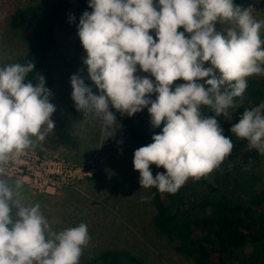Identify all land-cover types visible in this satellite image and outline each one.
Instances as JSON below:
<instances>
[{
  "label": "clouds",
  "instance_id": "9594fccd",
  "mask_svg": "<svg viewBox=\"0 0 264 264\" xmlns=\"http://www.w3.org/2000/svg\"><path fill=\"white\" fill-rule=\"evenodd\" d=\"M88 7L92 11L82 14L77 34L88 77L101 94L94 95L79 73L72 75L77 111L101 118L105 140L121 127L110 106L128 117L147 108L153 128L164 122L153 142L134 152L141 188L175 194L190 178L219 168L234 144L216 117L236 108L249 77L264 75V20L233 0H89ZM217 23L231 26L217 31ZM137 66L155 82L136 75ZM34 70L33 62L0 66V176L26 151L43 150L55 129L46 78L36 74L35 86L26 82ZM177 80L185 83L173 90ZM202 108L215 116L204 117ZM230 131L264 155V103L245 109ZM151 165L166 171L153 177ZM22 189V179L10 184L0 178V264H80L91 240L88 226L53 230L39 203H21Z\"/></svg>",
  "mask_w": 264,
  "mask_h": 264
},
{
  "label": "trees",
  "instance_id": "16d2710c",
  "mask_svg": "<svg viewBox=\"0 0 264 264\" xmlns=\"http://www.w3.org/2000/svg\"><path fill=\"white\" fill-rule=\"evenodd\" d=\"M247 1L233 0V3L242 7ZM88 4L89 0H56L46 8L28 5L10 15L11 31L27 45L25 55L17 62L35 64V70L26 82L31 81L35 86L34 77L40 74L46 78L45 86L52 90L56 83L54 58L57 57L70 77L79 73L86 86L91 88L80 71L83 64L80 56L85 50L77 34L82 14L92 11ZM156 4L158 0H154ZM71 16H75L74 22H70ZM230 26L219 23L215 28L224 31ZM150 35L155 38V31H150ZM64 37L73 38L74 56L69 60L61 50ZM247 84L245 93L235 98L236 108L228 110L232 121L223 115L216 117L223 134L232 139L234 148L213 171L212 181L208 174L200 180L190 178L175 194L160 193L156 188L150 192V196L154 194L150 200L155 209L152 222L157 234L175 242V252L193 264H264V193L254 190L257 180L254 168L264 155L250 150L247 141L238 139L230 131L245 109L264 103V78L247 80ZM157 95L154 92L150 98L155 100ZM66 112L72 117L84 116L83 112L77 111L74 101ZM211 116L215 113L210 109L207 117ZM119 118L123 131L138 148L152 143V136L161 133L164 126L162 122L159 128L152 127L147 108L132 117L119 113ZM238 158L245 166L232 176L229 162ZM151 166L153 177L157 172L166 171L162 167ZM235 185L247 193L246 201L235 190ZM81 264H142V261L127 250L109 249Z\"/></svg>",
  "mask_w": 264,
  "mask_h": 264
},
{
  "label": "rangeland",
  "instance_id": "374dc122",
  "mask_svg": "<svg viewBox=\"0 0 264 264\" xmlns=\"http://www.w3.org/2000/svg\"><path fill=\"white\" fill-rule=\"evenodd\" d=\"M55 1L0 0V66L16 63L27 51V45L18 40L9 27L10 15L18 8L28 5L46 8ZM249 6L255 10L253 15L256 20H264V0H248L242 8ZM261 38L264 39V29L261 30ZM62 41V54L69 60L74 56L73 38L64 37ZM84 59L85 51L80 56L81 63ZM54 63L57 74L55 86L50 90V102L56 107L51 117L55 129L48 134L43 150L37 148L34 151L54 159H63L86 174L53 195L34 193L23 187L21 203L24 206L39 203L42 213L57 232L80 223L88 226L91 240L83 251L80 264L109 249L127 250L138 257L142 264H193L175 252V242L157 234L152 222L155 209L151 200L141 202L142 197L150 196L152 188L144 189L140 186L139 173L134 170L133 164L134 152L138 147L123 131L119 113L110 106V111L115 113L121 127L107 140L101 133V118L91 114L87 118L68 115L66 111L73 103L70 74L57 57ZM210 66V63L205 64L206 68ZM80 71L91 84L92 93L100 95L99 89L88 77L84 63ZM136 75L154 79L150 73L142 72L139 66ZM263 78L264 75H253L247 80L260 81ZM183 83V80L175 81L173 90ZM208 111L209 108H202V115L207 117ZM227 120L232 121L230 114ZM241 163L243 161L239 158L229 162L232 176L245 166ZM212 173L209 174L210 181L213 179ZM254 175L257 176L254 190L256 193H264V158L254 168ZM8 182L11 184L14 181ZM246 198L247 193L243 200Z\"/></svg>",
  "mask_w": 264,
  "mask_h": 264
},
{
  "label": "built area",
  "instance_id": "2783aa9c",
  "mask_svg": "<svg viewBox=\"0 0 264 264\" xmlns=\"http://www.w3.org/2000/svg\"><path fill=\"white\" fill-rule=\"evenodd\" d=\"M84 174L81 169H76L63 159H54L29 150L18 161L10 163L2 177L10 181L22 179L23 187L32 192L53 195L70 185L74 179L80 180Z\"/></svg>",
  "mask_w": 264,
  "mask_h": 264
},
{
  "label": "water",
  "instance_id": "95a60500",
  "mask_svg": "<svg viewBox=\"0 0 264 264\" xmlns=\"http://www.w3.org/2000/svg\"><path fill=\"white\" fill-rule=\"evenodd\" d=\"M234 187H235V190L238 192V194L243 199L244 198V191L241 188H239L238 186H236V185Z\"/></svg>",
  "mask_w": 264,
  "mask_h": 264
},
{
  "label": "flooded vegetation",
  "instance_id": "af4514ba",
  "mask_svg": "<svg viewBox=\"0 0 264 264\" xmlns=\"http://www.w3.org/2000/svg\"><path fill=\"white\" fill-rule=\"evenodd\" d=\"M246 201V200H245Z\"/></svg>",
  "mask_w": 264,
  "mask_h": 264
}]
</instances>
